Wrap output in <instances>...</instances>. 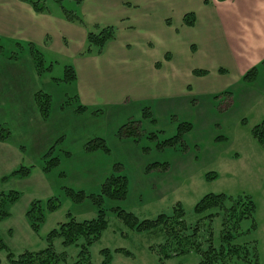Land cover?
Listing matches in <instances>:
<instances>
[{
    "label": "rangeland",
    "instance_id": "rangeland-1",
    "mask_svg": "<svg viewBox=\"0 0 264 264\" xmlns=\"http://www.w3.org/2000/svg\"><path fill=\"white\" fill-rule=\"evenodd\" d=\"M34 1H44L52 13H62V7L73 11L83 20L87 32L96 24L114 25L118 30L117 42L129 41L140 51L152 42L154 48L150 54L143 50L145 58L148 55L162 60L169 50L174 55L173 62L164 69L165 83L174 91L171 99L160 102L149 99L145 94L135 96L129 91L124 95L126 99L115 106L100 105L77 111L80 101L75 81L63 80L68 63L66 59L42 47L36 48L34 54L39 55L38 61L41 62L39 72L29 63L30 47L20 48L0 41V56L10 58L6 59L4 72L0 61V76L8 78L2 88L0 84V128H4L8 140L24 146L30 158L38 163L42 155L54 146L53 156L59 155L63 160L45 175L49 176L53 186L57 182L62 187L54 189L52 196H61L64 187L88 194L99 193L110 171L125 175L129 180L126 198L104 200L109 224L101 239L89 248L92 262L102 264L101 250L108 248L112 252V264H198L200 255L196 252L162 261L159 254L150 248L159 241L156 236L128 229L114 208L133 212L140 219H154L161 213L170 214L179 202L185 211V220L195 224L202 218L194 211L197 202L206 194L225 193L253 199L256 227L247 239L257 241L260 260L264 264V147L252 136L253 127L264 119V102L248 107L237 100L235 105H230L228 94L223 93L228 87L217 90L219 85L227 83L225 77L216 78L224 76L216 67L227 65L221 53L223 39L220 33L214 31L217 39L208 41L205 48L199 43L201 50L198 54L189 51L187 41L202 42L207 32L201 25L196 30L186 28L183 15L187 12L200 14L204 0H63L62 4L55 0ZM167 18H171L174 27L181 28V35L176 39L165 24ZM15 55L20 56V63L15 62ZM19 65L23 71L34 75L26 73L23 82L14 81L7 69ZM196 68L207 70L212 77H195L192 70ZM118 70L125 73L127 69L119 66ZM187 84H193L194 89L204 93L191 95L187 92ZM17 86L20 87L19 93ZM38 91L53 99L52 106L57 102L61 108L64 106L63 111L53 110L49 118L43 119L31 94ZM182 122L191 123V131L183 135L182 141L172 146L165 145V140L179 132ZM125 124L130 126L125 134H120ZM126 132L132 134L127 135ZM61 136L63 141L59 139ZM96 138L105 140L109 152L88 153L84 149L88 141ZM66 151L73 153L72 159H65ZM115 164L120 168H115ZM59 172H64V175H59ZM210 173L216 177L207 179L206 175ZM20 193L22 197L24 192ZM67 200L71 205L63 208ZM68 213L82 221L96 217L97 209L90 199L77 204L63 198L61 207L46 218L41 228L43 234H48L59 222L65 221ZM16 219L14 214L12 219L0 223V235L7 245L18 241L26 243L27 247L12 251L19 253L43 248V239L37 247L29 244ZM202 222L203 237L212 231L215 241H218L221 218L217 217L213 222L205 218ZM251 224V220H245L242 229L247 231ZM10 228L14 230L11 237ZM55 248L59 252L66 251L69 264L79 252L74 245L64 247L60 239L55 241ZM119 248L130 251L131 255L116 252L115 249ZM0 258L2 264H7L5 252H0Z\"/></svg>",
    "mask_w": 264,
    "mask_h": 264
},
{
    "label": "crops",
    "instance_id": "crops-1",
    "mask_svg": "<svg viewBox=\"0 0 264 264\" xmlns=\"http://www.w3.org/2000/svg\"><path fill=\"white\" fill-rule=\"evenodd\" d=\"M201 11L200 14L195 13L197 17L195 26L186 28L196 30L200 25L206 27L204 28L207 32L206 37L202 42L187 41L189 51L194 55L198 54L201 50L199 43L205 45L203 47L205 48L208 41L212 42L217 39L214 31L220 33L223 39L221 53L227 67L225 65L216 67L218 73L224 75L216 78L225 77L227 83L219 85L217 90L228 87L227 100L230 105H235L237 100L243 106L248 105V107H255L260 102H264V97L262 98V94H264V0H204ZM167 19L170 20V24L167 23ZM167 19L165 24L176 39L181 35V28L174 27L171 18ZM87 33L85 25L69 22L63 13H52L51 11L39 13L27 2L0 0V41L12 43L20 48L30 45L35 49L42 47L46 51L66 59L68 61L66 66H73L76 71L77 99L81 105L86 107V110L89 107L100 105L115 106L120 104L126 99L124 95L129 91L135 96L145 94L149 99L160 100V102L163 99L172 98L174 91L165 83L166 74L164 73L165 67L173 62L174 55L171 50L165 53L162 60L148 55L145 58L143 50L145 49V52L150 54L154 48L152 42H149L147 47L144 46L140 51V48L135 44L129 41L120 42L119 40L117 42L118 38H116L107 44L102 54L85 55L83 52L87 47ZM178 45L179 43L177 48ZM167 54L170 56L168 60L165 58ZM0 57L3 65L2 72H4L6 59L10 58ZM14 58L16 63H20V56L15 55ZM30 59H33L32 55H30ZM31 60L29 63L35 66L34 60ZM157 63L160 64V67L157 66ZM119 66L127 69L126 72L120 73ZM253 67L258 68L254 80L245 81L243 79L245 74ZM12 68L7 71L14 81L23 82L26 73L34 75L32 72L23 71L21 65ZM219 68H224L227 72L220 73ZM194 76L197 78L207 77L206 79L212 77L210 74L204 77ZM7 79L6 76H0L1 88ZM238 85L241 86L238 87ZM185 86L191 95L204 93L200 89H194L193 84ZM18 88L16 90L19 93L20 87ZM34 92L31 94L35 101L36 93ZM12 100L14 101V99ZM51 101L53 103V99ZM35 104L37 106L36 101ZM56 104L51 105L50 112L53 110L55 112L63 111L64 106L61 108L60 104ZM97 111L103 112L102 109ZM59 138L63 141L62 136ZM99 152L105 151L97 150L95 153ZM72 154L66 151L65 159H72ZM57 157L60 158L59 155ZM62 160L60 158V163ZM20 166L30 167L31 174L26 178L11 177L2 181L3 177L8 176ZM60 174H64V172H59ZM110 174L112 171L107 173L105 179ZM58 186L62 187V184L58 185L56 182V185L53 186L49 176L40 169L38 161H33L30 158L24 146L10 140L2 141L0 139V191L18 190L24 192L21 199L11 207V216L0 223L12 219L16 214L17 224L25 232L31 246L40 245L41 239L47 233L43 234V229H41L38 235L35 234L25 220V212L32 200L49 199L52 197L54 189L59 190ZM70 205L71 203L67 200L63 208L65 206L68 208ZM54 213L48 214L47 217ZM8 230L12 233L9 235L7 231L8 235L13 236V228ZM25 244V242L18 241L14 245L8 243V246L11 250H21L27 247Z\"/></svg>",
    "mask_w": 264,
    "mask_h": 264
},
{
    "label": "trees",
    "instance_id": "trees-1",
    "mask_svg": "<svg viewBox=\"0 0 264 264\" xmlns=\"http://www.w3.org/2000/svg\"><path fill=\"white\" fill-rule=\"evenodd\" d=\"M29 3L36 12H48L49 9L44 1L21 0ZM62 4L63 0H55ZM62 13L69 22L84 25L83 20L73 11L62 7ZM196 14L187 12L183 15V24L187 27H193L196 24ZM170 24V20L167 19ZM117 38V28L114 25L93 26L92 30L87 33V47L83 54L100 55L104 52L107 44ZM30 52L34 60L35 68L40 72L39 55L34 54L36 50L32 45ZM168 60L170 56L167 54ZM160 67V64L157 63ZM258 68L253 67L245 76V81L254 80ZM193 74L196 76H205L209 72L204 69H194ZM220 73L227 72L224 68H219ZM63 80L68 82L76 80V71L73 66H66L65 77ZM229 94L228 91L223 92ZM51 97L40 91L35 94L40 115L48 118L50 107L52 105ZM149 108L147 107L146 110ZM86 107L79 104L77 111H85ZM148 113L151 112L148 110ZM132 124L134 122H131ZM130 124L121 127L119 133L125 134L126 128ZM192 124L182 122L179 125V132L170 139L165 140V145L172 146L178 141H182L183 135L192 129ZM132 134V132H126ZM252 136L258 143L264 147V119L255 125L252 129ZM4 128H0V139L7 141ZM61 139V138H59ZM87 152L102 150L109 152L103 138H96L88 141L85 145ZM54 146L46 151L39 162V167L43 173L48 174L51 170L57 168L60 159L53 156ZM69 155V153L67 152ZM115 168H120L115 164ZM31 174V168L20 166L8 176L2 178L6 181L11 177L26 178ZM214 174V173H213ZM207 174V179L216 177L214 174ZM64 175V174H63ZM128 178L125 175L113 173L107 177L101 184L99 193L88 194L83 190H75L70 187H64L61 196L54 195L46 201L35 199L31 201L25 217L29 227L33 232L39 234L43 227L47 215L57 211L62 204L63 198H69L74 203H82L86 199L94 204L97 209L96 217L89 220L79 221L68 213L66 220L59 222L44 238L45 246L40 249H26L21 252H13L4 242L0 235V252L6 253L7 264H69L66 251H57L55 241L60 239L64 247L76 246L79 252L73 263L70 264H94L90 257L89 248L99 241L103 232L108 228L107 212L103 207L104 200L124 199L129 192ZM21 198V193L16 190L0 192V221L10 217L11 207ZM117 217L122 220L126 227L136 232H149L159 240L155 245L150 246L155 250L160 259H169L190 252H196L200 255L198 264H262L259 256L258 244L256 240H248L247 236L255 229L254 214L256 205L250 196L238 195L232 196L225 193L206 194L195 205V213L202 216L201 221L190 224L185 220V211L181 203H177L170 214L161 213L154 219H140L133 212L121 208H114ZM217 217L221 218V230L218 241H215L213 232L209 231L208 236L203 237L202 227L203 219L207 218L209 222ZM245 220H251V228L247 231L242 229V223ZM116 252L123 253L127 256L131 252L126 249H115ZM102 264H112V252L108 248L102 249ZM0 258V264H2Z\"/></svg>",
    "mask_w": 264,
    "mask_h": 264
}]
</instances>
